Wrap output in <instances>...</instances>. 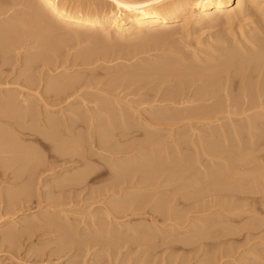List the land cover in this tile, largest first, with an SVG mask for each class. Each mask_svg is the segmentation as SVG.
I'll use <instances>...</instances> for the list:
<instances>
[{"label": "rangeland", "instance_id": "rangeland-1", "mask_svg": "<svg viewBox=\"0 0 264 264\" xmlns=\"http://www.w3.org/2000/svg\"><path fill=\"white\" fill-rule=\"evenodd\" d=\"M20 1L24 5H22ZM34 1L32 0H29V1L28 0H23V1L22 0H0V7H1L0 9L2 8L6 9L8 7L11 9L10 10L11 15L9 12L6 18L0 19V30L3 31V33L2 32L1 33L5 35V36H3L2 34L0 35L2 36L0 37V53H3V54H0V57H1L0 66H2L1 63L2 62L4 63V60H7V58H9L10 56V59H9L10 63H8L9 65L6 68L4 67V69L0 67V88H1L0 90L15 91L17 89L16 90L17 92L22 90L21 91L22 93L20 94L17 93L21 95V96L18 95L19 100H22V99L24 100V98L26 99V97H28L31 93L32 97L29 96L27 98L28 100H30V102L29 101L28 102L34 105L36 104L37 101H39V105L37 103L34 106L36 109L39 108L40 112L43 113L42 116L39 115L41 116L40 118L44 117V120H45L48 117H50L51 119L55 117L54 119L55 121H57L56 124L57 125L60 124L58 125L59 128L56 127L57 130L55 128L53 129L55 130V132H53V130L51 131V133L53 134L49 132V134L52 137H54L53 141H55V143L57 144H60V143L65 144V145L67 144V146L71 144L72 147H74L75 149L77 148L76 150H77L78 157L76 155L75 159H81L82 157L83 159L81 160L82 162L79 161L77 164L70 163L67 166L64 163V160L61 157H59V155L53 150V147L50 146L49 142L44 141V144L48 145V146L47 145L44 146V144L41 145L36 141L34 142V140H26L27 138L25 136L22 137L23 139L25 138V140L21 139L20 144L23 143V146L28 145L29 147H33V149H35L34 150L35 154L37 155L38 158L40 159L43 158L42 159L43 162L44 161H46L45 163L49 162V164H53L54 167L55 166L56 167L55 169L52 170V172H49L50 174L48 172H46L45 175L42 174L43 177H41V181L43 183L40 181V178L39 180H37L38 177L34 179V181L35 180L40 181V184L39 182L37 183L36 181L35 182L33 181L35 184L37 183L36 185L34 184L35 186L32 185L34 186L36 192H35V196L33 197L34 199L28 198V200L30 201L26 200L25 199L26 197L23 199L20 197V195L23 194V192H25V190L27 189L25 187H28V186H25L28 184V182H26L27 177L24 176L25 178L22 179L23 177L20 174L19 166L21 164L15 165L16 167H13L11 171L5 173L6 175H0V202L3 201L2 204H0V264H212V263L213 264H218V263L219 264H264V191H263L264 188L260 187L259 185L260 184L259 181L261 180L258 179L259 180L258 181L255 178V177L259 178L258 177L259 172L256 173L257 176L255 177L253 176L255 172L259 171V168L263 169L264 171V139H263L264 138V127L262 128V126L264 125V89H261V91L259 90L260 93L259 91L258 93L256 92L258 94V97H257V94H255L256 96L255 99L258 100L259 103L257 101L258 103L257 104L255 100L254 102L255 104L252 103L250 105L251 106L249 108L250 111L247 110L249 106L246 108V111L244 112L243 110L245 109L240 110L241 109L240 108L239 109L240 111H239V110H236L237 107L234 106L235 108L231 107L229 109L223 110L224 113L223 111H220L218 113L214 112V116L215 114L217 115L220 114L218 116L217 115L215 116L216 117L215 119H218V121L216 122V120L215 121L212 120L214 118V116L212 117L213 113L210 114L211 118H208V120L206 118L205 120L203 118L201 119L198 118V116H200L198 115V113L200 112L197 113L196 111H191V112L186 111L190 109V106L193 103H191L190 106L188 105V103L184 104L185 106L188 105L187 106L188 108H186V110L182 108L184 107L183 104L180 105L182 110L186 111V113L182 112L183 115H181L182 113H181V109L179 108L180 107L179 105L177 106L175 105L176 106L175 107L174 105L172 106L171 105L172 103L170 104V102L164 103V101H162L161 96H163L164 94L166 95V93L174 90L173 88H175L176 86L175 85L176 79L174 80V78H172L173 80L170 78L171 80L170 79L169 81L167 80L168 82L164 81L166 84L161 82L160 85H159L160 82L159 83L157 82L158 84L157 85L156 82L154 81L144 82V80L142 81L138 79L137 80L131 79L132 81L131 82L129 81L130 79L128 80L124 78L120 80L119 82H113L118 76L116 75L118 74L117 71L119 72V75H120L122 72L125 74L126 70H127L126 73L131 72L133 70L132 67L137 68L141 64L151 65V64H155L153 63L154 61L155 62H161L165 60L169 61L171 56H173V59H175L174 56L176 57L177 55L181 54L180 53L181 51L189 55H190V52H191V55L194 52L195 54L197 53V55L201 53L202 55L199 54V56H202V58L205 57L204 54H206V56H209L212 54L213 56L214 53L216 54L218 53V52H215L217 50L216 48H213V47L224 48V45L225 47L229 45L228 43H230L231 46L232 44H234L233 43L234 40L236 41V39L233 38L235 33H237L235 37L239 38V33H240L239 27L236 26V24L233 25V27L226 25V22L222 18L223 20L220 19L218 21L215 20L214 22H212L211 23L212 25L206 24V25L197 26V28L195 27V29L193 28L192 29L193 34L189 35L190 36V37L188 36L189 38L187 37L185 33L183 32L179 33L178 31V32H174V34L172 33V35L171 33H168L171 36V37L169 36L167 37L169 40L166 38L167 35L166 36L161 35L164 38L158 37L160 36V33H159L157 36L155 35V37L143 36L141 38L126 40L123 42L121 41L122 44L120 42L118 44L116 42L112 43V44L116 43V45L118 46L120 45L122 46V48H124L125 46L124 48L125 50L126 49L128 50V48L129 50H131L132 49L131 47H133V49L135 47L139 49L141 48V51L140 50H139L140 52L138 51V54L139 53L141 54H139L138 56L135 55L134 57H129V58H128L127 50H126L127 57H125L126 54L124 53L125 52L124 49H122L124 52L117 49L121 53L125 54V55L124 54L119 55V52H117V50H116V53L114 52L112 53V49L109 48L110 49V52H109L108 47H110L111 44L107 46V48L101 47L102 44L108 43V37L105 36L106 33L100 32L101 33L100 34L99 32L98 33L93 32L92 34V32L86 33L83 30L77 31L78 34H76L75 30L69 31L71 33V36L73 33L74 37L70 38L69 37L70 34H69L68 37L65 38V41H64V37H62L60 40L64 41V43L66 44L59 41V43H61L60 45H58L59 48L54 47L57 45L51 43L53 44L52 51H51L52 47L50 46V44L47 46L46 45L44 46L43 45H40V46L31 45V47L18 49L15 51L13 48H11L13 49V50L9 49V51L11 52H9L7 55L4 54L5 46L10 45L9 44L10 36H8L7 28H4V27H7L8 22L14 21L13 16L18 19L17 24H20V20L21 22L23 19L25 20L26 17H24L25 16L24 14L26 13V10H25L26 8L23 6H25V4L28 2L30 3ZM76 1L78 0H69V2H74L75 4H76ZM79 1L82 4L91 5L92 7L96 9H100L104 13L105 12H107V14L110 13L109 15L111 16H115V17L120 16V13L116 11L117 10L116 6L112 3V0H79ZM16 3H18V5ZM261 3L263 5L262 7L264 10V0ZM232 5L236 6V2L232 3ZM22 11H25L24 14ZM91 11L92 10H89V12ZM12 12H13V15H12ZM195 14L199 15V13H196V12ZM20 16L21 17L23 16V19L22 18L19 19ZM255 16H252V15L248 16L251 19L250 20L251 22L249 21V18H248L247 21L245 20L246 22L244 23V25L248 24V21L249 23H252L253 21H255L256 23L252 25V28L260 29L263 25L262 18H264V15L262 14V12H257ZM5 22L7 23V25ZM243 22H242V25H243ZM9 26L13 30H18L17 27L19 25L18 26L16 25L17 27L14 25L16 29L12 25H9ZM5 30H6V33H5ZM65 30L62 31V33L64 32L63 34H65ZM231 30H233L234 32ZM76 36H80L78 37L79 39ZM143 38L144 39L146 38V39L144 40ZM259 38L263 40L264 36L261 35V37ZM105 39H106V42H105ZM67 40H70V41L68 42ZM95 40L97 41V43ZM114 41H117V40H114ZM224 41L227 42V45H226V42ZM126 46H128V48H126ZM179 46L182 48L179 49ZM55 48L57 49L55 50ZM104 48L106 49V53L104 52L105 51ZM100 49L104 53L101 52ZM45 51L46 53L49 52L48 53L49 55H46V56H49L50 58L49 62L51 64H49V62L45 64H43L44 62H40V63L38 62V64L36 63L37 65L36 64L32 65V63L30 64V62H28L30 58L34 57L35 55L37 56L38 53L39 54H42V52L45 53ZM210 51H212V53ZM89 54H91V56H89ZM2 57L4 60H2ZM86 58H88L89 61ZM253 58L254 56H252L250 59H253ZM11 59H13V61ZM173 59L171 58V60ZM223 60L224 59H221L220 61V59H218L217 63L219 62L222 63ZM146 61L148 63H145ZM248 61H249L248 63H250V60ZM245 62L247 63V61L244 60V63ZM215 63H212V65ZM206 64L208 65V63ZM135 65H138V66H135ZM250 65H253V64H250ZM32 66H35V67L31 69ZM251 67L252 66H250V68ZM126 68H129V69H126ZM259 71L262 72V70H259ZM79 74L82 75L84 78L82 79L83 81H81L80 87L78 86L77 90L79 91H77L76 93L74 92V94L71 93L72 96H69L70 99L65 98L64 101L66 103L63 101V103L59 102L60 104H58L57 101H54L52 99L54 98L53 97L54 95H52V93L49 92V86L55 84L56 81L57 83L58 82L60 83V81L61 82L64 81L65 78H74V76L79 75ZM239 74H241L242 76L241 75L239 76ZM261 74L262 75H260L259 77H256V80L257 78H259V80L263 78L264 75L263 73ZM234 75H236V73ZM245 75L246 74L242 72V73H237V76L239 77L235 76L237 83L235 82L236 85L235 84H234L235 86L233 85L235 90L233 89L234 92L231 91V93H233V95H236L235 96L236 98H237V94H240L241 92V91H237V90H241L239 78L245 77ZM28 76L29 77L33 76V77H36L35 79H38V82L36 83L38 87H36L35 85L34 87L36 88H33V86L32 88H30V85L28 83L29 82ZM86 78H87V81H86ZM26 79L28 80V82H26L27 81ZM110 82H112L113 86L111 85ZM146 83H147V86L145 85ZM196 84H197V89L200 88L198 86L201 85V83L199 84L198 82ZM26 86H28V90L26 89L27 88ZM156 86H158L159 89H157ZM195 86L196 85H193L191 87V91L192 90L196 91ZM236 86L237 87L239 86V89H237ZM29 88L31 89L30 91H29ZM151 90L153 92H150ZM13 91H8L7 95H9V92L12 93ZM15 93L13 92L12 94L15 95ZM24 94L25 95L29 94V95L25 96ZM220 94L222 95L223 93H220ZM253 94H254V91H253ZM41 95L44 97H42ZM50 95L52 96V98ZM233 95L229 96L230 97L229 99L233 98ZM156 96L157 97L159 96V97L157 98ZM48 97H50V99H48ZM42 98L43 100H45V98L48 99L47 101L50 100L49 101L50 103L46 101L48 104L47 105L46 102L43 101L45 102L43 104ZM150 98L152 99L154 98V99L152 100ZM223 98L225 97H222V98L218 97L217 99L219 100L216 99V101H220L222 104L225 100ZM155 99H157V101H155ZM220 99H222V101ZM53 101L57 104H55ZM51 102L54 103L55 105L52 104ZM118 102H120L121 104H118ZM212 103L214 104L215 100L209 101L208 104H212ZM195 104L196 103H194L193 105ZM46 105L49 106V110L46 107ZM52 105H54L53 106L54 108H51ZM158 105L160 107L161 106H164V107L160 108ZM43 106L44 108H42ZM119 106L120 107L122 106L123 108V109L121 108L122 111H126L129 109L128 112L126 111L127 112L126 116L129 117V120L128 119L126 120L127 122L131 121L130 124L124 123L126 120L124 119L122 120V118L120 117L119 118L117 117L118 119L116 118V115L118 116L119 114L118 113V109L120 108ZM172 107H174L175 110L179 109L177 111L178 113ZM155 108H157L158 110ZM111 109L112 111H109ZM164 109L167 112L169 111L168 112L169 114L166 111H164ZM172 109L175 112L172 111ZM155 110L157 111L155 112ZM233 111L234 113H232ZM153 112L155 114H153ZM193 112H195V114ZM131 114L133 118H131L132 117ZM161 114L163 115L165 114L166 116L164 115L162 117ZM47 115L49 116L45 117ZM50 115L51 116L53 115V116L51 117ZM113 116L116 118L115 121L118 123L114 121ZM151 116L155 117L156 119L158 117L159 122H157L158 119L157 120L155 119L157 123L153 122L154 118L152 119ZM161 117L162 119H164L165 117L164 119L165 122L163 121L162 123H160ZM54 119L52 120L54 121ZM57 119H60V120H57ZM219 119L221 120L219 121ZM119 120L122 121V124H127L128 126L122 125ZM145 120L147 121V123ZM27 121L30 123L29 118H25V121L20 122V124L23 123L21 125H24L23 127H25V125H28ZM248 122H249V125H248ZM250 122H253L256 126L255 125L254 127H252L253 125L250 126ZM258 122L261 125L260 124L258 125ZM12 124L13 122L12 123L10 122L8 125L11 126ZM1 127L2 126L0 125V128ZM5 128L2 127L1 130ZM214 128L215 130L213 131ZM59 129L62 132L59 131ZM226 129L228 131H226ZM5 130H7V128ZM68 130H71L72 132ZM222 130L223 132H221ZM230 130H231V133H230ZM244 131H246V133ZM126 134L127 136L124 137ZM149 134L151 135L154 134V137L152 138L150 137L151 136L150 135L149 138H146L148 137ZM56 135L57 137H55ZM258 135L259 136L262 135V136L258 137ZM105 136L109 138L112 136L113 137L111 139L106 137L105 139ZM155 137H156V140H158L157 142L160 141L159 143L157 142L156 144L154 143L156 141ZM258 138L261 139L262 142L259 143L257 141L259 140ZM184 139L186 142L184 141ZM152 140H155V141L153 142ZM178 140L180 142H178ZM228 140L231 143H229ZM18 142H19V138H18ZM79 143L81 144V146ZM138 144L140 147L138 146ZM143 144L144 146H141ZM262 146H263V149H262ZM136 147H138L139 149H137ZM219 147H221V150ZM232 147L233 148L236 147L237 150L233 149ZM127 149H130L128 151L129 152L131 151L132 153L127 152ZM148 149L153 154H151L148 151ZM43 153L44 155H42ZM210 153L216 156H212ZM233 154H234L233 156L234 158L232 157ZM178 155H180L181 158ZM220 155H221V158H220ZM149 157L150 158L153 157L152 158L153 161H151L152 159H149ZM178 158L180 159L178 160ZM237 158H240L242 160H239ZM232 159L234 160L237 159L241 161L242 165L239 161H236V160H235L236 161V164H235V161ZM243 159H245V161ZM231 161H234L232 162L233 164L232 163L230 164ZM146 162H147V166H146ZM55 163H57V165ZM219 163H222V164L220 165ZM118 164L120 167L118 166ZM113 165L114 166L116 165V166L114 167ZM237 165L238 166L241 165L240 167H242V170L246 169L247 171L246 170L242 171L241 168L238 167ZM72 167L76 169H72ZM113 168L115 169L114 171H113ZM233 168H235V170ZM236 168H239L240 169L239 171L243 173L240 172L239 174V172L236 171L237 170ZM232 169L236 171L237 174L231 171ZM249 169L251 170L249 171ZM145 170L146 172H144ZM148 170L149 172H147ZM226 170L228 173L226 172ZM244 172L250 173L251 177L250 178L247 177L248 173L244 174ZM118 173H121V174H118ZM252 173L253 175H251ZM87 174L89 176L87 178L88 181L86 179V182L85 184H82V187L77 186L79 188L75 187V189L74 187H72L71 189L73 190H71L69 186H67L69 187V189L66 187H63V186H66L64 185L65 183L64 184L62 183L63 180L61 181L63 177L66 179L67 177L74 178V176L77 177L78 175L81 176V175H87ZM145 174L147 175L145 176ZM197 174L198 176L196 177ZM231 174L233 175V177ZM218 175L220 177H217ZM229 175L232 178H235L237 176L239 177L235 178L236 180L230 177L231 180H235V181L233 182L231 181V183L233 184H231L230 186L228 185L230 183L226 182V184L228 183L227 186H229V187L226 186V188H229V189H226V192H225V190L223 191L222 185L225 186L224 185L225 183H223V181L224 182L228 181ZM244 176L246 177V179H244L245 178ZM122 177L124 179L127 178L128 182L127 181H126L127 183L119 182L122 184L121 185L118 183L119 188L121 187L120 190L119 188L117 189L116 187L114 188V186L111 184L113 182L112 180L116 178H118L119 180L120 179L124 180ZM146 177L147 179L149 178L148 179L149 182L145 179ZM151 177L153 179L150 180ZM214 177H215V180H214ZM224 177L225 179L228 177L227 180H225ZM45 178L46 179L49 178V179L45 180ZM137 178H138V182H137ZM239 178L241 179L242 182L240 181L236 182L237 180H240ZM140 179L143 181H140ZM253 179L255 181H253ZM261 179H264V178H261ZM246 180H251V183L250 181H246ZM44 181H49L48 184L46 183L48 186L45 184ZM59 181L60 183H62L60 185H61V188L64 190L58 189L60 187ZM150 181H153V184L154 182H156L157 184H155V186L153 185L151 186L149 185V183L152 184ZM57 182H58V185H57ZM243 182L244 184H242ZM261 182L264 183V180H262ZM107 183L109 184V186ZM237 183H239L240 186L239 185L236 186ZM263 183H261V186ZM255 185H256V188L258 186L257 189L255 188ZM110 187L111 188L113 187L114 189L112 188L111 190ZM210 188L212 191L213 190L214 191L212 192ZM102 189L104 190V192ZM200 189L201 191L203 190V192H201ZM207 190H209V194L210 192L212 194L209 195ZM257 192L258 193L260 192L261 194L260 193L258 194ZM230 195L233 197H231ZM15 196H19L20 198L16 199L15 201H12L11 200L12 197L15 198ZM10 201H12L11 204L9 203ZM137 201L139 204L137 203ZM130 202H133L132 204H135V203H137L138 205L142 204L140 205L141 208L137 204H135L134 206L133 205L131 206ZM218 202L219 204H217ZM122 203L126 204V206L130 203L127 208L125 207L126 208L124 209L125 211L123 210L124 204ZM236 203L239 205H237ZM118 205L122 208L116 207ZM129 206L131 207L129 208ZM163 206L166 208L162 209ZM6 209H8L9 211ZM108 212L109 213L111 212L110 214H112L110 215V217L107 216ZM114 212L116 215L114 214ZM92 215H94V217ZM106 216L110 220L105 219ZM53 218L55 220L54 223L52 221V224L54 226H52L51 222H49L50 220H53ZM101 218L103 219V221ZM9 220L12 222L10 223ZM99 220H101V222ZM32 227L33 228L35 227L34 228L35 230ZM88 227H92V228H88ZM10 230L12 231V234L14 235L12 240H8L6 238L7 234L11 233ZM88 231H90L91 233H89ZM89 235L92 236V238L89 237ZM67 237H68V240H67ZM86 237H87V239H85L86 244L85 242H83L82 244L81 240ZM93 237L96 239L95 241H97L98 245L94 241ZM97 237L99 238L103 237V238L99 239ZM71 238L74 240H72ZM89 238H91L90 241H89ZM13 239H15L14 242H13ZM94 242H95V245L93 244Z\"/></svg>", "mask_w": 264, "mask_h": 264}, {"label": "bare ground", "instance_id": "bare-ground-1", "mask_svg": "<svg viewBox=\"0 0 264 264\" xmlns=\"http://www.w3.org/2000/svg\"><path fill=\"white\" fill-rule=\"evenodd\" d=\"M23 1V0H22ZM29 1V0H28ZM32 1H34V0H32ZM18 2V1H17ZM21 2V1H20ZM24 2H26V1H24ZM236 2V6H233L232 5V3H235ZM261 2H263V0L262 1H260V0H112V3L116 6V11H118V13H120V16L119 17H115V16H111V15H109V14H107V12H103L102 10H100V9H96V8H94V7H92L91 5H86V4H82L79 0L78 1H76V4L74 3V2H69V0H36V1H34V2H28V3H26L25 4V6H23V7H25L26 9V13L24 14V12L25 11H22L23 12V14L25 15L24 17H26V19L24 20L23 19V16L21 17L20 16V18L19 19H23L22 20V22H21V20H20V24H17V21H18V19L17 18H15L14 16H13V19H14V21H10V22H8V25H7V23H6V25H7V27H4V28H7V31H8V36H10V38L9 37H7V38H9L10 39V45L8 46H5V53L4 54H8L9 52H11V51H9V49H11V48H13L14 49V51L15 50H18V49H23V48H28V47H31V45L32 46H34V45H49L50 44V46L52 47V45L53 44H55V45H57V46H54V47H58L59 48V46L58 45H60L61 43H59V41H61L62 43H64V41H65V38L66 37H68V35H69V37L71 38H73L74 36H73V33H72V36H71V33L69 32V31H71V30H75L76 31V34H78L77 33V31H85L86 33L88 32H92V34H93V32L95 33V32H101V33H106V35L105 36H107L108 37V43H106V44H102L101 45V47H105V48H107V46H109L110 44V47H108V49L110 48V49H112V53L114 52V53H116V50L118 49V50H120V51H122V52H124L122 49H124L125 48V46H124V48H122V46H118V45H116V43L118 44L119 42L121 43V41L123 42V41H126V40H132V39H136V38H141V37H143V36H149V37H155V35L157 36L159 33H160V36H158V37H162V36H166V38L169 36V37H171L168 33H171V35H172V33L174 34V32H178L179 31V33L180 32H183V33H185L186 35H187V37L189 36V35H191V34H193V28L195 29V27L197 28V26H201V25H206V24H211L212 22H214L215 20H223L224 19V21L226 22V25H229V26H232L233 27V25H235L236 24V26H238L239 27V38H236L235 37V35L237 34V33H235V35H234V39H236V41L234 40V44H232V46L230 45V43H228L229 45H227V42L226 41H224V42H226V47H225V45H224V48H217V47H213V48H216V50L217 51H215V52H218L217 54L216 53H214V51H213V56H212V54L211 55H209V56H206V54H204L205 55V57L204 58H202V56H199V54H201V53H199L198 55H197V53L195 54V52L191 55V52H190V55L189 54H185V52H180L181 54H179V55H177L176 57L174 56V58L175 59H173V56H171V58L173 59V60H171V58L169 59V61L168 60H165V61H161V62H153V63H155V64H151V65H139V67H137V68H133L132 67V71L131 72H129V73H126L127 72V70H126V72H125V74L122 72L120 75H119V72L117 71V73L118 74H116V75H118L117 77H116V81L114 80L113 82H119L120 80H122L123 78L124 79H130L129 81H131V79L132 80H144V82L145 81H154V82H156V84H157V82L159 83V85L161 84V82H163L164 84H166L164 81H169V79L171 78H174V80L176 79V86H175V88H173L174 90H172V91H170V92H168V93H166V95L164 94H162L163 96H161L162 98V101H164V103L165 102H170V104L173 106H177V105H184V104H186V103H188V105L190 106V104L191 103H196L195 105H193V104H191V106H190V109L189 110H186V108H188L187 106H185L184 105V107H182L184 110H186V111H189V112H191V111H196L197 113L198 112H200V113H198V115H200V116H198V118H203V119H205L206 120V118H207V120H208V118H211L210 117V114H212V117L214 116V112L215 113H218V112H220V111H223V110H225V109H229V108H231V107H237V109L236 110H239L240 108V110H243V109H245V110H243V112L244 111H246V108H247V110H249V108L251 107L250 105L252 104V103H254L255 102V98H256V96H255V94H257L258 93V91L260 90L261 91V89H264V76H263V78H262V76H261V78L262 79H260L259 80V78H257V80H256V77H259L260 75H262L261 73H263V75H264V39L263 40H261V38H259V37H261V35H263L264 36V18H262V23H263V25H262V27L259 29V28H255V29H253L252 28V25L253 24H255L256 22L255 21H253L252 23H249V21L251 20L248 16H250V15H252V16H255L256 14H257V12H262V14L264 15V10H263V5H262V3ZM14 3H15V1H14ZM19 3V2H18ZM18 3H16L17 5H18ZM15 4V5H16ZM21 4L22 5H24L22 2H21ZM20 5V4H19ZM7 6V5H6ZM17 7V6H16ZM1 8V7H0ZM9 8V7H8ZM8 8H2V9H0V17H2V18H0V19H4V18H6L8 15V13L10 12V8L8 9ZM89 10H92L91 12H89ZM108 11V10H107ZM114 11V10H113ZM195 12L196 13H199V15L197 16L196 14H195ZM256 13V14H255ZM113 14H114V12H113ZM10 15H11V12H10ZM12 15H13V12H12ZM19 16V15H18ZM17 16V17H18ZM258 16V15H257ZM12 17V16H11ZM256 17V16H255ZM259 17V16H258ZM28 18V19H27ZM30 18V19H29ZM223 18V19H222ZM248 18H249V21H248V24H245L244 25V23L248 20ZM252 18V17H251ZM10 19H12V18H10ZM246 20V21H245ZM223 21V22H224ZM244 21V22H243ZM260 21H261V19H260ZM242 22H243V25H242ZM251 22V21H250ZM3 23V22H2ZM6 25H4V26H6ZM9 25H12L13 27H14V25L18 28V30H13V29H11V27L9 26ZM207 25V26H208ZM212 25V24H211ZM217 25V24H216ZM8 27H10V28H8ZM224 27V26H223ZM15 28V27H14ZM67 28V29H66ZM16 29V28H15ZM65 30V34H63L62 33V31H64ZM70 29V30H69ZM67 30H68V32H67ZM197 30V29H196ZM229 30V29H228ZM75 31H73V32H75ZM231 31H233V30H231ZM3 33V31H1L0 30V35ZM234 32V31H233ZM5 33H6V30H5ZM67 33V34H66ZM100 33V34H101ZM157 33V34H156ZM179 33H177V34H179ZM194 33H195V31H194ZM224 33V32H223ZM83 34V33H82ZM176 34V33H175ZM184 34V35H185ZM3 35V34H2ZM18 35H19V37H18ZM81 35V34H80ZM84 35V34H83ZM103 35V36H104ZM162 35V36H161ZM196 35V34H195ZM3 36H5V35H3ZM17 36V37H16ZM102 36V37H103ZM0 37H2V36H0ZM62 37H64V41H62V40H60ZM77 38L78 37H80V36H76ZM89 37V36H88ZM190 37V36H189ZM188 37V38H189ZM162 38H164V37H162ZM165 38V39H166ZM232 38V39H233ZM69 39V38H68ZM79 39V38H78ZM144 39V38H143ZM146 39V38H145ZM144 39V40H145ZM155 39V38H154ZM157 39V38H156ZM168 39V38H167ZM171 39V38H170ZM215 39V38H214ZM3 40V39H2ZM82 40V39H81ZM100 40V39H99ZM98 40V41H99ZM114 40H119L118 42L117 41H114ZM139 40V39H138ZM169 40V39H168ZM227 40V39H226ZM4 41V40H3ZM68 42L70 41V40H67ZM80 41V40H79ZM96 41V40H95ZM102 41V40H101ZM163 41V40H162ZM223 41V40H222ZM230 41V40H229ZM39 42V43H38ZM105 42H106V39H105ZM113 42H116V43H114V44H112ZM127 42H129V41H127ZM51 43H53V44H51ZM96 43H97V41H96ZM104 43V42H103ZM145 43V42H144ZM147 43H148V41H147ZM182 43V42H181ZM4 44H5V42H4ZM3 44V45H4ZM8 44V43H7ZM64 44H66V43H64ZM122 44V43H121ZM187 44V43H186ZM216 44V43H215ZM2 45V46H3ZM144 45V44H143ZM181 45V44H180ZM249 45V46H248ZM49 46V47H50ZM100 46V45H99ZM114 46V47H113ZM141 46H142V44H141ZM221 46V45H220ZM4 47V46H3ZM50 47V48H51ZM39 48V47H38ZM44 48H46V47H44ZM43 48V49H44ZM104 48V49H105ZM126 48H128V46H126ZM132 49L131 50H129V48H128V58L129 57H134L135 55H139V54H141V53H139L138 54V51L140 50L141 51V48L139 49V48H137V47H135L134 49H133V47H131ZM144 48V47H143ZM146 48V47H145ZM180 48H182V47H180L179 46V49ZM187 48V47H186ZM13 49H11V50H13ZM46 49H48V48H46ZM52 49H53V47L51 48V51H52ZM57 48H55V50H56ZM103 49V48H102ZM110 49H109V52H110ZM115 49V50H114ZM2 50V49H1ZM42 50V49H41ZM117 50V52H119V55H122V54H126V50H125V52L124 53H121L120 51H118ZM187 50V49H186ZM202 50V49H201ZM36 51V50H35ZM49 51V50H48ZM93 51V50H92ZM100 51L101 52H103L101 49H100ZM139 51V52H140ZM178 51V50H177ZM55 52V51H54ZM53 52V53H54ZM58 52V51H57ZM96 52V51H95ZM105 53H106V49H105V51H104ZM103 52V53H104ZM108 52V53H109ZM172 52H174V51H172ZM172 52H171V54H172ZM205 52V51H204ZM209 52V51H208ZM211 53H212V51H210ZM28 53V52H27ZM49 53V52H48ZM48 53H46V51H45V53L44 52H42V54H37V56L35 55L34 57H32V58H30L29 60H28V62H30V64L32 63V65L33 64H38V62L40 63V62H44L43 64H45V63H48L49 62V56H46V55H49ZM103 53H102V55H103ZM177 53V52H176ZM189 53V52H188ZM203 53V52H202ZM0 54H3V53H0ZM12 54V53H11ZM124 54V55H125ZM209 54V53H208ZM27 55V54H26ZM32 55V54H31ZM52 55V54H51ZM87 55V54H86ZM93 55V54H92ZM123 55V56H124ZM169 55V54H168ZM202 55V54H201ZM9 56V55H8ZM89 56H91V54H89ZM110 56V55H109ZM252 56H254V58L253 59H250ZM12 57V56H11ZM53 57V56H52ZM57 57V56H56ZM125 57H127V54H126V56ZM170 57V56H169ZM168 57V58H169ZM1 58V57H0ZM103 58V57H102ZM248 58V59H247ZM10 59V56H9V58H7V60H4L3 59V57H2V60H4V63L2 64L1 63V65L2 66H0L1 68H3L4 69V67L6 68L9 64L8 63H10L9 60ZM53 59V58H52ZM85 59V58H84ZM88 61H89V59L88 58H86ZM218 59H220V61H221V59H224L223 60V62L222 63H217V61H218ZM12 61H13V59H11ZM86 60V61H87ZM146 60V59H145ZM164 60V59H163ZM243 60V61H242ZM244 60L245 61H247V63L245 64L244 63ZM248 60H250V63H248L249 61ZM1 61V60H0ZM6 61V62H5ZM51 61H53V60H51ZM152 61V60H151ZM216 62V63H215ZM145 63H148L147 61L145 62ZM206 63H208V65L206 64ZM212 63H215V64H213L212 65ZM243 63V64H242ZM25 64V63H24ZM28 64V63H27ZM36 64V65H37ZM49 64H51L50 62H49ZM139 64V63H138ZM209 64H211V65H209ZM250 64H253V65H250ZM40 65V64H39ZM42 65V64H41ZM47 65V64H46ZM126 66V65H125ZM135 66H138V65H135ZM248 66V67H247ZM250 66H252L251 68H250ZM35 66H32L31 67V69L32 68H34ZM38 67V66H37ZM123 67V66H122ZM127 67V66H126ZM8 69V68H7ZM28 69V68H27ZM126 69H129V68H126ZM249 69H251V70H249ZM30 70V69H29ZM118 70V69H117ZM119 70H120V68H119ZM259 70H262V72L261 71H259ZM121 72V71H120ZM245 73L246 75H245V77H240L239 78V83H240V89L241 90H237V89H239V86L237 87L236 86V90L237 91H241L240 92V94H237V98L235 97L236 95H233V93H231V91H233L234 92V90H235V88H234V86L236 85V77L235 76H237V73ZM80 73V72H79ZM236 73V75H234V74ZM2 74V73H1ZM10 74H11V72H10ZM45 74V73H44ZM3 75V74H2ZM31 75V74H30ZM241 74H239V76H240ZM8 76H10V75H8ZM239 76H237V77H239ZM242 76V75H241ZM29 77V76H28ZM31 77V76H30ZM29 77V82H28V80L26 81V82H28L29 83V85H30V88H32V86H33V88H36V87H38L37 85H36V83L38 82V79H35L36 77H31L30 78ZM115 77V76H114ZM82 79H84L83 78V76L82 75H76V76H74V78H65L64 79V81H60V83L58 82L57 83V81H56V83L55 84H53V82H52V84L53 85H51V86H49V92H51L52 93V95H54L53 97L54 98H52V96H51V98L54 100V101H57V103L58 104H60L61 102L63 103V101L65 100V98H69L70 99V97L69 96H72L71 95V93L72 94H74V92L76 93L77 91H79V90H77L78 89V86L80 87V85H81V81H83ZM170 79V80H171ZM4 80V79H3ZM35 80H37V81H35ZM173 80V79H172ZM5 81V80H4ZM86 81H87V78H86ZM167 81V82H168ZM13 82V81H12ZM50 82H51V80H50ZM126 82V81H125ZM132 82V81H131ZM171 82V81H170ZM199 82V84L201 83V85H199L198 87H200V88H198L197 89V84L196 83H198ZM236 82V83H235ZM5 83V82H4ZM27 83V84H28ZM111 83V85H112V82H110ZM121 83V82H120ZM138 83V82H137ZM153 83V82H152ZM162 83V84H163ZM172 83V82H171ZM195 83V84H194ZM26 84V85H27ZM38 84H40V83H38ZM114 84V83H113ZM116 84V83H115ZM142 84V83H141ZM155 84V85H156ZM235 84V85H234ZM2 85V84H1ZM17 85V84H16ZM25 85V84H24ZM36 85V87H34ZM49 85V84H48ZM107 85V84H106ZM110 85V86H111ZM117 85V84H116ZM119 85V84H118ZM146 86H147V83L145 84ZM145 85H143V86H145ZM158 85V84H157ZM193 85H196L195 87H196V91L194 90H192L191 91V87L193 86ZM234 85V86H233ZM92 86V85H91ZM113 86V85H112ZM173 86V85H172ZM2 87H4V86H2ZM27 88V90H28V86H26ZM84 87V86H83ZM116 87V86H115ZM157 87V89H159L158 88V86H156ZM163 87V86H162ZM194 87V88H195ZM29 88V91L31 90ZM47 88V87H46ZM144 88V87H143ZM154 88V87H153ZM172 88V87H171ZM1 89V88H0ZM12 89V88H11ZM38 89V88H37ZM44 89V88H43ZM111 89V88H110ZM161 89V88H160ZM234 89V90H233ZM17 90V89H16ZM15 90V91H16ZM20 90V89H19ZM18 90V91H19ZM33 90V89H32ZM36 90V89H35ZM8 91H13V90H0V125L2 126V127H6L7 128V130H5V129H3V130H1V128H0V175H6L5 173H7V172H9V171H11V169L13 168V167H16L15 165H18V164H21L20 166H19V168H20V174H21V176L23 177H21L22 179H24L25 177L24 176H26L27 177V181L26 182H28V184L27 185H25V186H28V187H25V188H27L26 190H25V192H23V194H21L20 195V197L23 199V198H25L26 200H28V198L30 199V198H32V199H34L33 197L35 196V188H34V186L39 182V184H40V181H41V177H43V175H45V173L46 172H52V170L53 169H55V167H54V165L53 164H49V162L48 163H45L46 161H44L43 162V158H38L37 157V155L35 154V149H33V147H29L28 145H24L23 146V143L22 144H20V140L21 139H23L22 137L23 136H25L27 139L26 140H34V142L36 141V142H38L39 144H44V141H46V142H49L50 143V146H52L53 147V150L59 155V157H61L63 160H64V163L68 166V164H73V163H78L79 161L80 162H82L81 160L83 159V157L81 158V157H79V158H81V159H75V157H76V155H77V157H78V154H77V148L75 149L74 147H72L71 146V144L69 145V146H67V144L65 145V144H62V143H60V144H57V143H55V141H53V138L54 137H52L50 134H49V132L51 133V131L55 128L56 130H57V128H59V126L58 125H60V124H56V122L57 121H55V117L54 118H52V119H54V121L50 118V117H48L49 115H47V116H45V117H48L47 119H45L44 120V117H42V118H40L42 115H43V113L42 112H40V110H39V108L38 109H36L35 108V106L34 105H36L37 103H38V105H39V101H37L36 102V104H34V105H32V103L30 104L29 102H30V100H28L27 98L29 97V96H31V93H30V95L28 96V95H25V96H28V97H26V99L24 98V100L22 99V100H19L18 99V95L20 94V93H22L21 91H19V92H17L16 91V93H15V91H13L14 93H15V95L14 94H12V93H10L9 92V95H7V93H8ZM160 91V90H159ZM158 91V92H159ZM253 91H254V94H253ZM260 91H259V93H260ZM36 92V91H35ZM43 92V91H42ZM114 92V91H113ZM150 92H153L152 90L150 91ZM155 92V91H154ZM236 92V91H235ZM257 92V93H256ZM17 93H19V94H17ZM157 93V92H156ZM165 93V92H164ZM220 93H223L222 95L220 94ZM237 93H239V92H237ZM12 94V95H11ZM17 94V95H16ZM230 94H232L233 95V98H231L232 99V101H231V99H229L230 97L229 96H232V95H230ZM39 95V94H38ZM76 95V94H75ZM219 95V96H218ZM19 96H21V95H19ZM25 96H23V97H25ZM34 96V95H33ZM36 96V95H35ZM40 96V95H39ZM42 96V95H41ZM46 96H48V95H46ZM22 97V98H23ZM32 97V96H31ZM42 97H44V96H42ZM56 97V98H55ZM153 97H155V96H153ZM157 97V96H156ZM159 97V96H158ZM157 97V98H158ZM218 97H225V98H223V99H225L224 100V104L222 103L221 104V102L220 101H216V99ZM257 97H258V94H257ZM259 97H261V96H259ZM33 98H35V97H33ZM216 98V99H215ZM48 99H50V97H48ZM48 99H46L45 98V100H43V98H42V102L43 101H47ZM150 99H152V98H150ZM154 99V98H153ZM152 99V100H153ZM160 99V100H161ZM41 100V99H40ZM149 100V99H148ZM214 101L215 100V103L213 104H208L209 103V101ZM217 100H219V99H217ZM221 101H222V99H220ZM29 101V102H28ZM50 101V100H49ZM49 101H47V102H49ZM53 101V102H54ZM146 101V100H145ZM144 101V102H145ZM150 101V100H149ZM155 101H157V99H155ZM154 101V102H155ZM161 101V102H162ZM231 101V102H230ZM257 101L258 100H256V103H257ZM45 102H43V104L45 103ZM47 102H46V104H47ZM60 102V103H59ZM65 102V101H64ZM83 102V101H82ZM111 102V101H110ZM147 102V101H146ZM160 102V101H159ZM218 102H220V103H218ZM226 102V103H225ZM230 102V103H229ZM50 103V102H49ZM52 103V102H51ZM55 103V102H54ZM54 103H52V104H54ZM57 103H55V104H57ZM66 103V102H65ZM103 103V102H102ZM211 103V102H210ZM229 103V104H228ZM258 103H259V101H258ZM257 103V104H258ZM30 104V105H29ZM54 104V105H55ZM118 104H121L120 102H118ZM255 104V103H254ZM48 105V104H47ZM46 105V107L48 108V110H49V106H47ZM54 105H52V107L51 108H54L53 106ZM113 105V104H112ZM115 105V104H114ZM125 105V104H124ZM128 105V104H127ZM193 105V106H192ZM45 106V105H44ZM44 106L42 107V108H44ZM59 106V105H58ZM71 106V105H70ZM74 106V105H73ZM104 106V105H103ZM153 106H155V105H153ZM159 106V105H158ZM169 106V105H168ZM175 106V107H176ZM118 107V106H117ZM116 107V108H117ZM120 107V106H119ZM128 107V106H127ZM160 107V106H159ZM162 108L164 107V106H161ZM160 107V108H161ZM234 107V108H235ZM257 107V106H256ZM81 108V107H80ZM105 108V107H104ZM121 108H122V106L118 109V116L116 115V118L118 117H120V118H122V120L124 119V120H126V119H128L129 120V117L128 116H126V113L128 112V110H126V111H122L121 110ZM136 108V107H135ZM160 108H159V110H160ZM173 109H174V107H172ZM180 109H181V113L182 112H185L186 113V111H183L182 110V108H181V106L179 107ZM252 108H253V106H252ZM123 109V108H122ZM132 109V108H131ZM155 109H157V108H155ZM166 109V108H165ZM164 109V111H166ZM172 109V111H174ZM39 110V111H38ZM117 110V109H116ZM125 110V109H124ZM158 110V109H157ZM157 110H155V112L157 111ZM179 109H177V110H175L176 112L178 111ZM239 110V111H240ZM53 111V110H52ZM72 111V110H71ZM74 111V110H73ZM87 111H88V109H87ZM109 111H112V109L111 110H109ZM121 113H120V112ZM163 111V112H164ZM174 111V112H175ZM250 111V110H249ZM43 112H45V111H43ZM103 112V111H102ZM108 112V111H107ZM107 112H105V113H107ZM135 112V111H134ZM162 112V111H161ZM167 112V111H166ZM169 112V111H168ZM167 112V113H168ZM226 112H227V110H226ZM242 112V111H241ZM48 113V112H47ZM52 113V112H51ZM56 113V112H55ZM54 113V114H55ZM61 113V112H60ZM69 113V112H68ZM104 113V114H105ZM158 113V112H157ZM178 113V112H177ZM185 113H184V115H185ZM194 114H195V112H193ZM192 113V114H193ZM223 113H224V111H223ZM232 113H234V111L232 112ZM240 113V112H239ZM247 113H248V111H247ZM46 114V113H45ZM111 114V113H110ZM153 114H155L154 112H153ZM169 114V113H168ZM187 114H189V113H187ZM231 114V113H230ZM39 115H41V116H39ZM102 115V114H101ZM113 115V114H112ZM111 115V116H112ZM120 115V116H119ZM162 115V117L165 115H163V114H161ZM181 115H183V113L181 114ZM217 114H215V116H216ZM218 115H220V114H218ZM217 115V116H218ZM51 116V115H50ZM53 116V115H52ZM51 116V117H52ZM57 116V115H56ZM131 116H132V114H131ZM141 116V115H140ZM139 116V117H140ZM159 116V115H158ZM166 116V115H165ZM214 116V118L212 119V120H216V122L218 121V119H215L216 117ZM244 116V115H243ZM58 117V116H57ZM114 117V116H113ZM112 117V118H113ZM126 117H128V118H126ZM152 117V119L154 118V121L153 122H156L155 121V117H153V116H151ZM162 117H161V121H160V123H162L163 121L165 122V117H164V119H162ZM171 117V116H170ZM178 117H180V116H178ZM193 117V116H192ZM263 117V116H262ZM25 118H29V120H30V123L28 122V125H25V127H23L24 125H21V124H23V123H21L20 124V122H23V121H25ZM61 118V117H60ZM116 118L114 117V121L116 120ZM117 118V119H118ZM131 118H133V116L131 117ZM160 118V117H159ZM190 118V117H189ZM218 118V117H217ZM252 118V117H251ZM157 119H158V117H157ZM156 119V120H157ZM191 119V118H190ZM222 119V118H221ZM221 119H219V121L221 120ZM228 119H229V117H228ZM241 119H242V117H241ZM44 120V121H43ZM57 120H60V119H57ZM138 120H139V118H138ZM178 120V119H177ZM211 120V119H210ZM224 120V119H223ZM222 120V121H223ZM251 120V119H250ZM253 120V119H252ZM259 120H260V118H259ZM258 120V121H259ZM120 121V120H119ZM136 121V120H135ZM142 121V120H141ZM146 121V120H145ZM245 121V120H244ZM12 123L13 122V124L11 125V126H9L8 124L9 123ZM26 122V123H27ZM59 122V121H58ZM65 122V121H64ZM116 122V121H115ZM130 122L131 121H128L127 122V120L124 122V123H128V124H130ZM139 122V121H138ZM157 122H159V119L157 120ZM156 122V123H157ZM166 122H168V121H166ZM176 122V121H175ZM179 122V121H178ZM260 122V121H259ZM258 122V125L260 124ZM262 122V121H261ZM60 123V122H59ZM61 123H62V121H61ZM116 123H118V122H116ZM115 123V124H116ZM120 123L122 124V121H120ZM119 123V124H120ZM137 123V122H136ZM146 123H147V121H146ZM206 123V122H205ZM209 123V122H208ZM242 123V122H241ZM247 123V122H246ZM263 123V122H262ZM83 124V123H82ZM84 124H86V123H84ZM138 124V123H137ZM145 124V123H144ZM234 124V123H233ZM74 125V124H73ZM95 125V124H94ZM105 125V124H104ZM122 125H127V124H122ZM149 125V124H148ZM206 125V124H205ZM210 125H212V124H210ZM232 125V124H231ZM230 125V126H231ZM248 125H249V122H248ZM251 125H253L252 127H254V123L253 122H250V126ZM261 125V124H260ZM263 125V124H262ZM66 126H68V125H66ZM70 126V125H69ZM113 126H114V124H113ZM125 126H123V127H125ZM128 126V125H127ZM144 126V125H143ZM142 126V127H143ZM147 126V125H146ZM220 126V125H219ZM225 126V125H224ZM241 126V125H240ZM247 126V125H246ZM256 126V125H255ZM10 127H11V129H10ZM57 127V128H56ZM65 127V126H64ZM85 127V126H84ZM104 127V126H103ZM111 127V126H110ZM119 127V126H118ZM122 127V126H121ZM135 127V126H134ZM209 127V126H208ZM235 127H237V126H235ZM261 127V126H260ZM264 127V125L262 126V128ZM10 130H9V129ZM61 128V127H60ZM63 128V127H62ZM127 128H129V127H127ZM126 128V129H127ZM138 128V127H137ZM141 128V127H140ZM151 128V127H150ZM155 128V127H154ZM230 128V127H229ZM251 128V127H250ZM69 129V128H68ZM73 129V128H72ZM117 129V128H116ZM158 129V128H157ZM228 129V128H227ZM226 129V131H228ZM231 129V128H230ZM237 129H239V128H237ZM256 129V128H255ZM258 129V128H257ZM77 130V129H76ZM106 130V129H105ZM125 130V129H124ZM151 130V129H150ZM154 130V129H153ZM160 130V129H159ZM215 130V128L213 129V131ZM232 130V129H231ZM231 130H230V133H231ZM235 130V129H234ZM259 130V129H258ZM59 131H61L60 129H59ZM58 131V132H59ZM68 131H71V130H68ZM118 131V130H117ZM123 131V130H122ZM155 131V130H154ZM161 131V130H160ZM212 131V130H211ZM262 131V130H261ZM53 132H55V130H53ZM62 132V131H61ZM63 132H64V130H63ZM72 132V131H71ZM70 132V133H71ZM109 132V131H108ZM107 132V133H108ZM127 132V131H126ZM221 132H223V130L221 131ZM221 132H220V134H221ZM225 132V131H224ZM234 132V131H233ZM237 132H239V131H237ZM236 132V133H237ZM245 133H246V131H244ZM259 132V131H258ZM65 133H66V131H65ZM110 133H112V132H110ZM147 133H148V131H147ZM156 133V132H155ZM202 133V132H201ZM206 133H208V132H206ZM212 133V132H211ZM218 133V132H217ZM51 134H53V133H51ZM77 134V133H76ZM152 134V133H151ZM151 134H149L148 135V137H146V138H149V136L151 135ZM182 134V133H181ZM205 134V133H204ZM210 134V133H209ZM219 134V133H218ZM248 134V133H247ZM27 135V136H26ZM147 135V134H146ZM156 135V134H155ZM188 135V134H187ZM212 135V134H211ZM217 135V134H216ZM233 135V134H232ZM235 135V134H234ZM237 135H239V134H237ZM246 135V134H245ZM254 135V134H253ZM127 136V134L124 136V137H126ZM210 136V135H209ZM220 136V135H219ZM218 136V137H219ZM260 136H262V135H260ZM259 135H258V137H260ZM55 137H57V135L55 136ZM60 137H61V135H60ZM76 137V136H75ZM78 137V136H77ZM106 137L107 136H105V139H106ZM113 137V136H112ZM112 137H107V138H109V139H111ZM150 137H154V134L153 135H151ZM157 137V136H156ZM156 137H155V140H156ZM234 137H236V136H234ZM240 137V136H239ZM256 137V136H255ZM17 138V139H16ZM18 138H19V142H18ZM29 138V139H28ZM88 138V137H87ZM120 138V137H119ZM210 138H212V137H210ZM214 138V137H213ZM217 138V137H216ZM224 138H225V136H224ZM223 138V139H224ZM241 138V137H240ZM253 138V137H252ZM41 139V140H40ZM63 139V138H62ZM79 139V138H78ZM77 139V140H78ZM219 139V138H218ZM227 139V138H226ZM247 139V138H246ZM254 139V138H253ZM252 139V140H253ZM259 139V138H258ZM261 139H262V137H261ZM261 139H259V140H257L259 143L260 142H262L261 141ZM264 139V138H263ZM23 140H25V138L23 139ZM57 140V139H56ZM155 140H152L153 142L155 141ZM245 140V139H244ZM100 141V140H99ZM151 141V142H152ZM158 140H156L154 143L156 144V142H157ZM184 141H185V139H184ZM184 141H182V142H184ZM210 141V140H209ZM220 141V140H219ZM229 141V140H228ZM236 141V140H235ZM242 141V140H241ZM25 142V141H24ZM28 142V141H27ZM33 142V141H32ZM57 142V141H56ZM81 142V141H80ZM146 142H148V141H146ZM150 142V141H149ZM152 142V143H153ZM160 142V141H159ZM159 142H157V143H159ZM178 142H180L179 140H178ZM186 142V141H185ZM137 143V142H136ZM153 143V144H154ZM220 143H222V142H220ZM229 143H231L230 141H229ZM228 143V144H229ZM244 143V142H243ZM28 144V143H27ZM80 144V143H79ZM148 144V143H147ZM154 144V145H155ZM196 144V143H195ZM207 144V143H206ZM226 144V143H225ZM242 144V143H241ZM247 144V143H246ZM47 144H44V146H46ZM180 145H181V143H180ZM235 145V144H234ZM244 145V144H243ZM257 145H258V143H257ZM263 145V144H262ZM48 146V145H47ZM80 146H81V144H80ZM134 146H135V144H134ZM138 146H139V144H138ZM141 146H144V144L143 145H141ZM147 146V145H146ZM149 146V145H148ZM157 146H158V144H157ZM184 146V145H183ZM219 146V145H218ZM245 146V145H244ZM140 147V146H139ZM151 147V146H150ZM166 147V146H165ZM211 147V146H210ZM225 147V146H224ZM234 147V146H233ZM232 147V148H233ZM137 149H139L138 147H136ZM208 148V147H207ZM217 148V147H216ZM220 148V150H221V147H219ZM229 148V147H228ZM231 148V147H230ZM125 149V148H124ZM132 149H134V148H132ZM136 149V150H137ZM143 149H145V148H143ZM147 149V148H146ZM158 149V148H157ZM162 149V148H161ZM181 149V148H180ZM184 149V148H183ZM183 149H182V151H183ZM213 149V148H212ZM233 149H236V147L235 148H233ZM240 149V148H239ZM262 149H263V146H262ZM38 150V149H37ZM128 150H130V149H127V152H129ZM169 150V149H168ZM175 150V149H174ZM190 150V149H189ZM237 150V149H236ZM250 150V149H249ZM251 150H252V148H251ZM43 151V150H42ZM81 151V150H80ZM106 151V150H105ZM114 151V150H113ZM148 151H149V149H148ZM164 151V150H163ZM179 151H181V150H179ZM186 151V150H185ZM214 151V150H213ZM230 151V150H229ZM233 151V150H232ZM263 151V150H262ZM55 152H54V154H55ZM131 152V151H130ZM129 152V153H130ZM141 152V151H140ZM150 152V151H149ZM178 152V151H177ZM235 152V151H234ZM250 152V151H249ZM252 152H253V150H252ZM251 152V153H252ZM36 153H38V152H36ZM49 153H51V152H49ZM121 153V152H120ZM123 153V152H122ZM132 153V152H131ZM146 153V152H145ZM151 153V152H150ZM167 153V152H166ZM173 153V152H172ZM179 153V152H178ZM187 153V152H186ZM192 153V152H191ZM226 153H227V151H226ZM230 153V152H229ZM255 153V152H254ZM128 154V153H127ZM149 154V153H148ZM151 154H153V153H151ZM168 154H170V153H168ZM201 154V153H200ZM206 154H208V153H206ZM211 155H212V153H210ZM232 154V153H231ZM240 154V153H239ZM261 154H262V152H261ZM42 155H44V153L42 154ZM113 155V154H112ZM147 155V154H146ZM150 155V154H149ZM235 155H236V153H235ZM39 156V155H38ZM118 156H120V155H118ZM142 156V155H141ZM167 156V155H166ZM178 156H180V155H178ZM212 156H216V155H212ZM218 156V155H217ZM223 156V155H222ZM234 156V154L232 155V157ZM244 156H246V155H244ZM247 156H248V154H247ZM251 156V155H250ZM260 156V155H259ZM40 157V156H39ZM169 157V156H168ZM183 157V156H182ZM195 157V156H194ZM225 157V156H224ZM55 158V157H54ZM143 158V157H142ZM145 158V157H144ZM153 157H149V159H152ZM161 158V157H160ZM180 158H181V156H180ZM180 158H178V160L180 159ZM220 158H221V155H220ZM228 158V157H227ZM234 158V157H233ZM236 158V157H235ZM241 158V157H240ZM240 158H237V159H239V160H242V159H240ZM243 158V157H242ZM248 158V157H247ZM250 158V157H249ZM255 158H256V156H255ZM128 159H130V158H128ZM135 159H137V158H135ZM157 159V158H156ZM177 159V158H176ZM183 159V158H182ZM193 159V158H192ZM229 159V158H228ZM231 159V158H230ZM237 159H235L236 161H239V160H237ZM42 160V161H41ZM57 160V159H56ZM63 160H62V162H63ZM105 160H106V158H105ZM115 160H116V158H115ZM132 160H133V158H132ZM200 160H202V159H200ZM232 160H234V159H232ZM234 160V161H235ZM244 161H245V159H243ZM147 161V160H146ZM151 161H153V159L151 160ZM227 161V160H226ZM234 161H231L230 162V164L232 163V162H234ZM236 161H235V164H236ZM149 162V161H148ZM162 162V161H161ZM185 162V161H184ZM240 163H241V161H239ZM243 162V161H242ZM109 163V162H108ZM170 163V162H169ZM179 163V162H178ZM180 163H182V162H180ZM204 163V162H203ZM239 163V164H240ZM260 163V162H259ZM258 163V164H259ZM56 165H57V163H55ZM64 164V165H65ZM115 164V163H114ZM135 164V163H134ZM139 164V163H138ZM150 164V163H149ZM148 164V165H149ZM157 164V163H156ZM156 164H154V165H156ZM185 164V163H184ZM220 165L222 164V163H219ZM225 164H226V162H225ZM227 164H229V163H227ZM233 164V163H232ZM245 164V163H244ZM168 165V164H167ZM178 165H180V164H178ZM182 165V164H181ZM241 165H242V163H241ZM240 165V166H241ZM256 165V164H255ZM110 166V165H109ZM114 166V165H113ZM116 166V165H115ZM114 166V167H115ZM118 166H119V164H118ZM118 166H117V168H118ZM142 166V165H141ZM146 166H147V162H146ZM158 166V165H157ZM177 166V165H176ZM191 166V165H190ZM215 166H217V165H215ZM219 166V165H218ZM227 166V165H226ZM225 166V167H226ZM238 166V165H237ZM240 166H238V167H240ZM244 166V165H243ZM246 166V165H245ZM257 166V165H256ZM255 166V167H256ZM259 166V165H258ZM262 166V165H261ZM59 167V166H58ZM58 167H57V169H58ZM61 167V166H60ZM63 167V166H62ZM91 167V166H90ZM120 167V166H119ZM130 167V166H129ZM128 167V168H129ZM159 167V166H158ZM163 167V166H162ZM168 167V166H167ZM221 167V166H220ZM263 167V166H262ZM18 168V167H17ZM64 168V167H63ZM88 168V167H87ZM127 168V169H128ZM187 168V167H186ZM191 168V167H190ZM215 168V167H214ZM222 168V167H221ZM227 168V167H226ZM228 168H229V166H228ZM241 168V170H242V167H240ZM257 168V167H256ZM255 168V169H256ZM72 169H76V168H73L72 167ZM84 169V168H83ZM120 169V168H119ZM126 169V168H125ZM137 169H138V167H137ZM140 169V168H139ZM142 169V168H141ZM150 169V168H149ZM230 169H231V167H230ZM230 169H229V171H230ZM234 170H235V168H233ZM231 170V171H233V172H235L236 173V171L237 172H239V174H240V172L241 171H239L240 169L239 168H236L237 170L236 171H234V170ZM67 170V169H66ZM91 170V169H90ZM115 169L113 168V171H114ZM154 170V169H153ZM205 170V169H204ZM207 170V169H206ZM223 170V169H222ZM221 170V171H222ZM228 170V169H227ZM227 170H226V172H227ZM244 171L246 170V169H243ZM242 170V171H243ZM251 169H249V171H250ZM261 170V171H260ZM68 171V170H67ZM71 171V170H70ZM79 171V170H78ZM129 171V170H128ZM143 171V170H142ZM179 171V170H178ZM212 171H214V170H212ZM221 171H219V172H221ZM247 171V170H246ZM1 172H3V173H1ZM58 172V171H57ZM80 172H82V171H80ZM87 172V171H86ZM95 172V171H94ZM133 172V171H132ZM144 172H146V170L144 171ZM147 172H149V170L147 171ZM155 172V171H154ZM204 172V171H203ZM215 172H217V171H215ZM225 172V173H226ZM259 172V173H258ZM91 173V172H90ZM117 173V172H116ZM115 173V174H116ZM123 173H125V172H123ZM126 173H127V171H126ZM211 173V172H210ZM228 173V172H227ZM241 173H243V172H241ZM246 172H244V174H245ZM248 173V172H247ZM246 173V174H247ZM256 173H258V177L259 178H257V177H255V176H257V174ZM15 174V173H14ZM43 174V175H42ZM50 174V173H49ZM80 174V173H79ZM88 174H89V172H88ZM88 174L87 175H76L77 177H75L74 176V178L72 177V178H62L61 179V181H62V183L64 184V185H66V186H63V187H66V188H68L69 189V187H70V189L72 188V187H74V189H75V187H77V186H79V187H82V184H85V182H86V179L89 177L88 176ZM92 174V173H91ZM118 174H121V173H118ZM131 174V173H130ZM141 174V173H140ZM216 174V173H215ZM222 174H224V173H222ZM237 174V173H236ZM235 174V175H236ZM40 175H42V176H40ZM55 175V174H54ZM54 175H52V176H54ZM125 175V174H124ZM127 175V174H126ZM132 175H134V174H132ZM147 174H145V176H146ZM150 175H151V173H150ZM155 175V174H154ZM158 175V174H157ZM232 175V174H231ZM251 175H253V173L251 174ZM11 176V175H10ZM40 176V177H39ZM49 176V175H48ZM52 176H51V178H52ZM115 176V175H114ZM130 176V175H129ZM162 176V175H161ZM193 176V175H192ZM198 176V174L196 175V177ZM226 176H228V175H226ZM241 176V175H240ZM255 178H256V180H264V179H261V178H264V171H263V169H261V168H259V171H257V172H255L254 173V175H253ZM8 177V176H7ZM36 177H38V179L37 180H39V178H40V181H37V180H35L37 183L35 184L34 182V179L36 178ZM121 177V176H120ZM148 177H149V175H148ZM153 177V176H152ZM150 178V180L151 179H153V178ZM190 177V176H189ZM202 177H203V175H202ZM217 177H220L219 175L217 176ZM230 175H229V180L228 181H223L224 179H225V177H224V179L223 180H221V181H223V183H225L224 185L225 186H223L222 185V188H223V191L225 190V192H226V189H229V188H226V186H227V184L228 183H230V184H228L229 186L231 185V184H233V183H231V181L233 182V181H235L236 179L235 178H237V177H239V176H237V177H235V178H232L233 177V175H232V179H235V180H231L230 179ZM245 177V176H244ZM243 177V178H244ZM247 177H251L250 176V173H248V176ZM253 177V178H254ZM111 178H113V177H111ZM123 178V177H122ZM129 178V177H128ZM134 178V177H133ZM132 178V179H133ZM141 178V177H140ZM227 178L225 179V180H227ZM47 179H49V178H47ZM46 178H45V180H47ZM68 179V180H67ZM124 179V178H123ZM131 179V178H130ZM148 182H149V178L147 179V177L145 178ZM191 179V178H190ZM197 179V178H196ZM204 179V178H203ZM240 179V178H239ZM241 179H242V177H241ZM241 179L240 180H237L236 182H242L243 181V179H242V181H241ZM244 179H246V177L244 178ZM248 179V178H247ZM26 180V179H25ZM43 180H44V178H43ZM51 180V179H50ZM112 180V179H111ZM154 180H156V179H154ZM153 180V181H154ZM158 180V179H157ZM193 180V179H192ZM212 180V179H211ZM214 180H215V177H214ZM258 180V181H259ZM34 181V182H33ZM87 181H88V179H87ZM113 181V182H112ZM110 183L114 186V188L116 187V189L117 188H119V184H121V183H119V182H125V183H127L128 182V179L126 178V179H124V180H122V179H118V178H116V179H113ZM127 181V182H126ZM140 181H143V180H141L140 179ZM139 181V182H140ZM153 181H150L152 184H150L149 183V185H153V186H155V184H157L156 182H154V184H153ZM213 181V180H212ZM217 181V180H216ZM219 181V180H218ZM246 181H250V183H251V180H246ZM253 181H255L254 179H253ZM261 181H259L260 182V187H262V188H264L263 186V182H261ZM20 182V181H19ZM42 182V181H41ZM45 182V184L47 183L48 184V182L49 181H44ZM137 182H138V178H137ZM163 182V181H162ZM211 182V181H210ZM226 182H228L227 184H226ZM235 182V183H236ZM259 182H257V183H259ZM33 183V184H32ZM43 183V182H42ZM54 183V182H53ZM62 183H60V181H59V188L58 189H62L61 188V185L60 184H62ZM109 183V182H108ZM107 183V184H108ZM119 183V184H118ZM145 183V182H144ZM160 183V182H159ZM217 183V182H216ZM219 183V182H218ZM222 183V184H223ZM246 183H248V182H246ZM245 183V184H246ZM256 183V182H255ZM261 183H263L262 184V186H261ZM35 184V185H34ZM46 184V185H47ZM52 184V183H51ZM118 184V185H117ZM129 184H130V182H129ZM128 184V185H129ZM148 184V183H147ZM162 184V183H161ZM182 184V183H181ZM242 184H244V182L242 183ZM32 185H34V186H32ZM45 185V186H46ZM57 185H58V182H57ZM122 185V184H121ZM146 185V184H145ZM212 185V184H211ZM217 185V184H216ZM237 185H239V183H237L236 184V186ZM257 185V184H256ZM256 185H255V188H256ZM5 186V185H4ZM40 186V185H39ZM48 186V185H47ZM67 186H69V187H67ZM85 186V185H84ZM108 186H109V184H108ZM111 186V185H110ZM134 186V185H133ZM137 186V185H136ZM180 186V185H179ZM209 186V185H208ZM229 186H227V187H229ZM234 186V185H233ZM240 186V185H239ZM242 186V185H241ZM244 186H246V185H244ZM243 186V187H244ZM248 186V185H247ZM33 187V188H32ZM79 187H77V188H79ZM130 187V186H129ZM157 187V186H156ZM166 187V186H165ZM212 187V186H211ZM216 187V186H215ZM225 187V188H224ZM18 188V187H17ZM55 188V187H54ZM65 188V189H66ZM111 188V187H110ZM113 188V187H112ZM112 188H111V190H112ZM113 188V189H114ZM121 188V187H120ZM120 188H119V190H120ZM149 188V187H148ZM160 188V187H159ZM180 188V187H179ZM185 188V187H184ZM206 188V187H205ZM214 188V187H213ZM257 188H258V186H257ZM256 188V189H257ZM14 189V188H13ZM106 189V188H105ZM123 189V188H122ZM156 189V188H155ZM165 189V188H164ZM168 189V188H167ZM208 189V188H207ZM256 189H255V191H256ZM261 189V188H260ZM259 189V190H260ZM62 190H64V189H62ZM71 190H73V189H71ZM103 190V189H102ZM160 190V189H159ZM163 190V189H162ZM210 190H211V188H210ZM231 190V189H230ZM240 190V189H239ZM250 190V189H249ZM84 191V190H83ZM129 191V190H128ZM127 191V192H128ZM139 191V190H138ZM158 191V190H157ZM172 191V190H171ZM200 191H201V189H200ZM208 191V194H209V190H207ZM212 191V190H211ZM214 191V190H213ZM212 191V192H213ZM216 191V190H215ZM233 191V190H232ZM235 191V190H234ZM264 191V190H263ZM7 192V191H6ZM58 192V191H57ZM59 192H61V191H59ZM71 192V191H70ZM103 192H104V190H103ZM107 192V191H106ZM105 192V193H106ZM111 192V191H110ZM110 192H108V193H110ZM177 192V191H176ZM201 192H203V190L201 191ZM231 192V191H230ZM5 193V192H4ZM13 193V192H12ZM107 193V194H108ZM140 193V192H139ZM224 193V192H223ZM246 193V192H245ZM258 193V192H257ZM260 193V192H259ZM258 193V194H259ZM8 194V193H7ZM123 194V193H122ZM138 194V193H137ZM145 194H147V193H145ZM171 194V193H170ZM199 194H200V192H199ZM207 194V195H208ZM212 193L210 192V194L209 195H211ZM216 194V193H215ZM231 194V193H230ZM261 194V193H260ZM71 195V194H70ZM102 195V194H101ZM119 195V194H118ZM188 195V194H187ZM204 195V194H203ZM208 195V196H209ZM229 195V194H228ZM232 195V194H231ZM230 195V196H231ZM74 196V195H73ZM163 196V195H162ZM173 196V195H172ZM175 196V195H174ZM190 196V195H189ZM261 196V195H260ZM19 196H15V198L14 197H12V199L11 198H9V199H11L12 201H15L16 199H19L20 198ZM38 197V196H37ZM36 197V198H37ZM50 197V196H49ZM49 197H48V199H49ZM116 197V196H115ZM142 197V196H141ZM171 197V196H170ZM231 197H233V196H231ZM230 197V198H231ZM4 198V197H3ZM39 198V197H38ZM145 198H146V196H145ZM156 198V197H155ZM167 198H169V197H167ZM227 198H229V197H227ZM8 199V198H7ZM52 199V198H51ZM50 199V200H51ZM112 199V198H111ZM164 199V198H163ZM187 199V198H186ZM247 199V198H246ZM4 200V199H3ZM46 200V199H45ZM115 200V199H114ZM136 200V199H135ZM134 200V201H135ZM158 200H159V198H158ZM157 200V201H158ZM188 200V199H187ZM12 201H10L9 203L11 204L12 203ZM28 201H30V200H28ZM53 201V200H52ZM51 201V202H52ZM133 201V202H134ZM139 201V200H138ZM138 201H137V203H138ZM151 201V200H150ZM161 201V200H160ZM169 201V200H168ZM246 201V200H245ZM3 202V201H2ZM2 202H0V204H2ZM113 202V201H112ZM129 202V201H128ZM133 202H130L129 204L132 206H134L135 204H137V203H135V204H132ZM136 202V201H135ZM146 202V201H145ZM167 202V201H166ZM214 202V201H213ZM227 202V201H226ZM225 202V203H226ZM7 203V202H6ZM15 203V202H14ZM19 203V202H18ZM61 203V202H60ZM127 203V202H126ZM144 203V202H143ZM169 203V202H168ZM179 203V202H178ZM9 204V205H10ZM122 204H124V203H122ZM128 204V205H129ZM139 204V203H138ZM137 204V205H138ZM175 204V203H174ZM217 204H219V202L217 203ZM237 204V203H236ZM14 205V204H13ZM22 205V204H21ZM26 205V204H25ZM50 205H52V204H50ZM128 205L126 206V204H124V208H123V210L124 209H126L127 207H128ZM140 205H142V204H140ZM140 205H138L139 207H140ZM235 205V204H234ZM237 205H239V204H237ZM243 205V204H242ZM17 206V205H16ZM24 206V205H23ZM112 206V205H111ZM131 206H129V208L131 207ZM223 206V205H222ZM241 206V205H240ZM116 207H120L119 205L118 206H116ZM126 207V208H125ZM9 208V207H8ZM120 208H122V207H120ZM119 208V209H120ZM141 208V207H140ZM144 208V207H143ZM142 208V209H143ZM158 208V207H157ZM165 209L166 207H162V209ZM244 208V207H243ZM12 209V208H11ZM47 209V208H46ZM155 209V208H154ZM159 209V208H158ZM157 209V210H158ZM237 209H239V208H237ZM6 210H8V209H6ZM105 210V209H104ZM114 210V209H113ZM9 211V210H8ZM99 211V210H98ZM108 211V210H107ZM115 211V210H114ZM125 211V210H124ZM131 211V210H130ZM54 212V211H53ZM97 212V211H96ZM105 212V211H104ZM113 212V211H112ZM6 213V212H5ZM111 213V212H110ZM109 212H108V215L107 216H109L110 217V215H112V214H110ZM134 213H136V212H134ZM96 214V213H95ZM114 214H115V212H114ZM3 215V214H2ZM116 215V214H115ZM8 216V215H7ZM93 217H94V215H92ZM96 216V215H95ZM107 216H106V218L105 219H109V218H107ZM114 216V215H113ZM119 216V215H118ZM245 216V215H244ZM5 217V216H4ZM49 217V216H48ZM54 217V216H53ZM89 217V216H88ZM2 218V217H1ZM50 219H52V218H50ZM102 219V218H101ZM120 219V218H119ZM118 219V220H119ZM240 219V218H239ZM110 220V219H109ZM114 220H115V218H114ZM10 221V220H9ZM52 221H53V223H54V218H53V220H50L49 222H51V225L52 226H54L53 224H52ZM100 222H101V220H99ZM102 221H103V219H102ZM12 221H10V223H11ZM48 222V223H49ZM115 222V221H114ZM9 223V222H8ZM33 223V222H32ZM119 223V222H118ZM118 223H117V225H118ZM14 224V223H13ZM50 224V223H49ZM108 224V223H107ZM47 225V224H46ZM57 225V224H56ZM86 225H88V224H86ZM92 225H94V224H92ZM96 225V224H95ZM100 225H101V223H100ZM8 226V225H7ZM102 226H104V225H102ZM95 227V226H94ZM173 227V226H172ZM171 227V228H172ZM27 228V227H26ZM33 228V227H32ZM35 228V227H34ZM33 228V229H34ZM88 228H92V227H88ZM111 228V227H110ZM255 228V227H254ZM257 228V227H256ZM16 229V228H15ZM21 229V228H20ZM70 229V228H69ZM103 229V228H102ZM107 229V228H106ZM108 229H109V227H108ZM173 229V228H172ZM177 229V228H176ZM247 229V228H246ZM250 229V228H249ZM35 230V229H34ZM62 230V229H61ZM64 230V229H63ZM71 230V229H70ZM112 230V229H111ZM174 230V229H173ZM257 230V229H256ZM11 231V230H10ZM16 231V230H15ZM95 231V230H94ZM177 231V230H176ZM244 231V230H243ZM8 232V231H7ZM24 232V231H23ZM71 232V231H70ZM89 233H91L90 231H88ZM87 232V233H88ZM93 232V231H92ZM97 233H98V231H97ZM254 233V232H253ZM23 234V233H22ZM26 234H28V233H26ZM32 234V233H31ZM30 234V235H31ZM70 234V233H69ZM68 234V235H69ZM105 234V233H104ZM250 234V233H249ZM6 235V234H5ZM72 235V234H71ZM85 235V234H84ZM84 235H83V237H84ZM90 235H92V234H90ZM89 235V237H91L92 238V236H90ZM97 235V234H96ZM95 235V236H96ZM13 234H12V231H11V233H8L7 234V239L8 240H12V238H13ZM20 236V235H19ZM66 236V235H65ZM103 236V235H102ZM105 236V235H104ZM3 237V236H2ZM17 237V236H16ZM82 237V238H83ZM5 238V237H4ZM31 238V237H30ZM91 238H89V241H90V239ZM94 238V237H93ZM97 238H99V237H97ZM103 237H101V238H99V239H102ZM104 238H106V237H104ZM72 239V238H71ZM85 239H87V237L86 238H84V239H82L81 241V243L83 244V242H85V244H86V241H85ZM99 239H98V241H99ZM14 240L15 239H13V242H14ZM67 240H68V237H67ZM72 240H74V239H72ZM96 239L94 238V241H95ZM71 242V241H70ZM88 242V241H87ZM96 243H97V241H95ZM95 242L93 243L94 245H95ZM101 242H103V241H101ZM100 242V243H101ZM110 243V242H109ZM77 244V243H76ZM81 244V245H82ZM102 244V243H101ZM13 245V244H12ZM87 245H88V243H87ZM97 245H98V243H97ZM100 245V244H99ZM64 246V245H63ZM237 246V245H236ZM78 247V246H77ZM82 247V246H81ZM84 247V246H83ZM89 247V246H88ZM92 247V246H91ZM93 248V247H92ZM110 248H112V247H110ZM71 250V249H70ZM89 250V249H88ZM87 251V250H86ZM82 252V251H81ZM211 257V256H210ZM213 264V263H212ZM219 264V263H218Z\"/></svg>", "mask_w": 264, "mask_h": 264}]
</instances>
